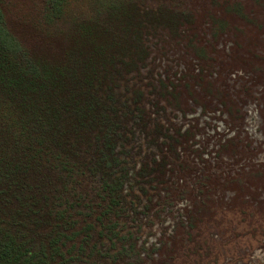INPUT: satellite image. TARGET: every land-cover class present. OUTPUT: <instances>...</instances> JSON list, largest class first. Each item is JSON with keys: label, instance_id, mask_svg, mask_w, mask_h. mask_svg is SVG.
Masks as SVG:
<instances>
[{"label": "trees", "instance_id": "16d2710c", "mask_svg": "<svg viewBox=\"0 0 264 264\" xmlns=\"http://www.w3.org/2000/svg\"><path fill=\"white\" fill-rule=\"evenodd\" d=\"M69 1H48L49 21L72 24L52 50L24 45L0 0V264H172L218 182L183 109L210 83L207 59L155 72L193 15L178 0H86L73 15Z\"/></svg>", "mask_w": 264, "mask_h": 264}, {"label": "rangeland", "instance_id": "374dc122", "mask_svg": "<svg viewBox=\"0 0 264 264\" xmlns=\"http://www.w3.org/2000/svg\"><path fill=\"white\" fill-rule=\"evenodd\" d=\"M48 1L4 0L10 29L30 49H58L72 26L69 17L47 19ZM178 2L193 15L191 35L176 45L173 37L166 40V52L153 55L155 72L173 77L207 59L203 75L210 83L196 85L195 102L183 109L199 123V166L217 170L218 182L196 204L198 235L192 240L181 231L178 247L170 243L164 257L172 264H264V0ZM69 3L73 15L81 14L86 0ZM157 28L154 34H165ZM192 42L205 52L190 48Z\"/></svg>", "mask_w": 264, "mask_h": 264}]
</instances>
